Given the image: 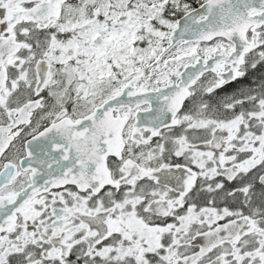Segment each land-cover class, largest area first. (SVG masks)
I'll use <instances>...</instances> for the list:
<instances>
[{
	"label": "snow or ice",
	"instance_id": "snow-or-ice-1",
	"mask_svg": "<svg viewBox=\"0 0 264 264\" xmlns=\"http://www.w3.org/2000/svg\"><path fill=\"white\" fill-rule=\"evenodd\" d=\"M0 264H264V0H0Z\"/></svg>",
	"mask_w": 264,
	"mask_h": 264
},
{
	"label": "flooded vegetation",
	"instance_id": "flooded-vegetation-1",
	"mask_svg": "<svg viewBox=\"0 0 264 264\" xmlns=\"http://www.w3.org/2000/svg\"><path fill=\"white\" fill-rule=\"evenodd\" d=\"M232 87H234V85L226 86L224 91L225 92L231 91Z\"/></svg>",
	"mask_w": 264,
	"mask_h": 264
}]
</instances>
